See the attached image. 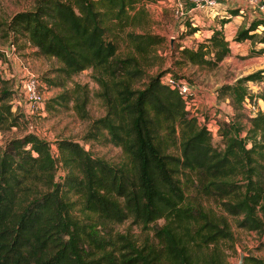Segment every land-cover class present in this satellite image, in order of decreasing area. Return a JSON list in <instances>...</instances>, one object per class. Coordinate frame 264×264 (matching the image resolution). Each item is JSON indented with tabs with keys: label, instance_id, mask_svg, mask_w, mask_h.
<instances>
[{
	"label": "trees",
	"instance_id": "1",
	"mask_svg": "<svg viewBox=\"0 0 264 264\" xmlns=\"http://www.w3.org/2000/svg\"><path fill=\"white\" fill-rule=\"evenodd\" d=\"M140 1L35 0L4 21L10 42L23 39L21 47L61 63V79L45 80L63 85L92 69L105 113L88 120L81 139L118 145L125 158L109 162L70 137H58L54 152L33 130L0 144V264H228L220 244L233 238L228 216L239 228L264 232V107L249 113L246 123L240 118L253 96L247 81L264 80V67L216 87L235 110L225 118L215 113L222 144L216 147L209 113L205 121L191 115L163 80L167 73L185 78L176 71L183 64L212 68L230 55L223 27L229 17L202 40L178 41L164 51L157 47L162 35L126 30L144 11ZM260 25L264 17L254 16L234 39L263 42ZM184 26L182 38L200 29L188 18ZM119 31L130 52L118 53ZM262 53L263 46H253L245 56ZM15 95V79L0 75V130L17 126L21 116L29 120L13 108ZM87 96L76 84L46 103L73 99L88 119ZM203 199L216 201L223 213ZM127 219L144 233L115 228ZM243 264L264 259L248 255Z\"/></svg>",
	"mask_w": 264,
	"mask_h": 264
},
{
	"label": "rangeland",
	"instance_id": "2",
	"mask_svg": "<svg viewBox=\"0 0 264 264\" xmlns=\"http://www.w3.org/2000/svg\"><path fill=\"white\" fill-rule=\"evenodd\" d=\"M35 0H0V48H5L10 42L5 30L4 21H8L11 15L15 12L25 9H31ZM172 0H141L138 7H144V11L136 16L137 25L126 27L135 31H148L162 35L165 40L157 45L164 51L170 45L173 47L178 41L185 44H191L192 40L198 38V34L180 37L181 32L185 29L184 20L178 19L172 7L170 6ZM246 22L242 25H245ZM234 28H231V32ZM257 32L261 34V28ZM229 32V30H228ZM200 38V37H199ZM234 40V39H231ZM230 40V41H231ZM118 53L124 54L129 51V46L124 39V32L117 33ZM24 40L16 43L15 45V59L16 62L10 63L6 67V73H19L23 69L30 70L38 75L43 83L42 90L44 92L45 110L40 115H33L26 120L25 117L19 118L17 126L0 130V144L13 136H20L23 133L33 130L41 137L47 139L53 146V151H56L55 140L58 137H70L78 140L86 148L97 156H100L112 163H120L124 160L125 155L120 146L111 143H100L98 140L83 141L82 134L85 132L88 120H91L99 115L105 113L104 106L101 102L97 92L99 84L92 77V69L85 68L80 72L74 74L71 78L65 79L63 85L53 84L44 79V76L50 77L53 81L61 79L60 71L58 70L61 63L52 56L36 55L33 54L31 48L21 47ZM240 48H242L240 50ZM233 52L220 61L216 66L209 68L206 66H199L194 64H183L178 66L176 71L179 75H183L188 80L197 92V103L191 107V112L198 115L200 119L205 118L207 113H216L221 118L233 116L235 110L232 108L227 97H219L216 92V87L222 83H231L235 78L247 74L251 71L264 67V54L261 56H245L246 54L243 46L233 48ZM237 51V52H235ZM166 64H170L167 61ZM156 67L147 68L149 73L154 72ZM43 77V78H42ZM15 78V77H14ZM144 78L136 85L142 83ZM80 84L87 89L86 109L88 112V119L83 118L76 112L73 106V99L68 100L66 103H53L52 107L47 106L48 100L59 95L64 89H71L74 85ZM248 89L253 96L246 101L255 102L256 105L264 107V98L256 96V94H264V80L260 81H247ZM15 99V97H14ZM12 100L14 109L20 112V107L16 104V99ZM247 109L244 110L242 116L243 123L247 122V116L251 113ZM210 111V112H209ZM202 115V116H201ZM235 116V115H234ZM200 119V120H201ZM219 135H212V142L216 147H221ZM173 150L175 147L172 148ZM192 197V193L188 194ZM202 202L205 206L210 207L216 213H223L216 201L211 199H203ZM233 232V238L221 241V248L228 264H240V255L243 254L242 264L245 257L253 255L264 259V232L258 233L252 230L242 229L235 225L234 217L228 216ZM162 220H159L161 222ZM122 233H130L132 236H137L144 233V229L140 224H134L130 219H127L115 226ZM146 230V229H145Z\"/></svg>",
	"mask_w": 264,
	"mask_h": 264
},
{
	"label": "built area",
	"instance_id": "3",
	"mask_svg": "<svg viewBox=\"0 0 264 264\" xmlns=\"http://www.w3.org/2000/svg\"><path fill=\"white\" fill-rule=\"evenodd\" d=\"M220 1L233 2L239 8L241 13L251 10L258 13L259 16L264 17V0H172L170 6L174 11L175 16L178 19L184 20L185 18H188L190 14L192 15V13L195 12V9L214 12ZM0 49L3 51V57L0 58V75L2 77H15L16 95L14 97L17 106L21 108L27 118H30L33 115L42 114L45 110V96L42 90L43 83L38 75L27 69H23L21 73H19V71H17V73H6L8 62L14 63L17 60L15 59V44L9 42L7 47ZM163 81L177 90V92L185 99L186 108L190 109L191 115H196L191 112V107L197 103V92L192 84L185 78H175L171 73H167ZM246 105L248 106L249 111H252L251 113L256 111L259 107L251 102H248ZM13 108H15L14 104ZM201 118L202 117H200V119ZM201 120L205 121V118ZM206 124L212 133L216 135L218 123L214 112L209 113L208 118L206 119Z\"/></svg>",
	"mask_w": 264,
	"mask_h": 264
},
{
	"label": "crops",
	"instance_id": "4",
	"mask_svg": "<svg viewBox=\"0 0 264 264\" xmlns=\"http://www.w3.org/2000/svg\"><path fill=\"white\" fill-rule=\"evenodd\" d=\"M231 8H238L233 2L229 1H220V3L216 6L214 12H208L207 10L202 11V10H197L195 9V12L190 14L188 16V19L190 20L192 25H197L200 27L195 34H198V38L195 40H202L203 38L207 37L211 33V28L213 25H219V19L222 17H229V20H227L224 24V33L226 38L229 40L230 47H231V53L233 52V48L237 46H243L245 48L244 52L245 54L248 53V51L254 46V47H264V41L263 42H254L251 39H244L241 41H237L234 39V35L238 28L243 26L242 24L244 21L246 24L254 17V16H259L258 13L255 11L247 10L245 13H241L240 10L236 14L231 13ZM245 24V25H246ZM233 31L231 32V28H234ZM263 29V25H260L259 28ZM229 30V32H228ZM259 30V29H257ZM234 39V40H231ZM231 40V41H230ZM242 48H240L241 50ZM237 52V51H235ZM264 53L257 55L261 56ZM229 56V55H228ZM227 57V56H226ZM263 68V67H262Z\"/></svg>",
	"mask_w": 264,
	"mask_h": 264
},
{
	"label": "water",
	"instance_id": "5",
	"mask_svg": "<svg viewBox=\"0 0 264 264\" xmlns=\"http://www.w3.org/2000/svg\"><path fill=\"white\" fill-rule=\"evenodd\" d=\"M242 257H243V254L241 253V255H240V264H242Z\"/></svg>",
	"mask_w": 264,
	"mask_h": 264
}]
</instances>
